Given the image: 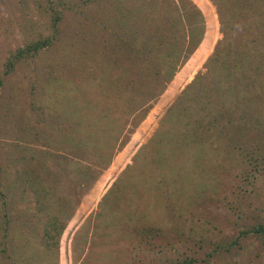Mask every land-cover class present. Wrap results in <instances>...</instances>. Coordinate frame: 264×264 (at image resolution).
<instances>
[{"label":"rangeland","instance_id":"obj_1","mask_svg":"<svg viewBox=\"0 0 264 264\" xmlns=\"http://www.w3.org/2000/svg\"><path fill=\"white\" fill-rule=\"evenodd\" d=\"M24 1L0 0V79L3 77L5 81V85L0 82V168L1 171L4 169L0 176L5 181L4 186L0 185V191L2 188L7 193L0 192V264H84L82 259L88 255H91V259L87 264H162L171 260L169 257L185 258L187 254L202 260L215 247V243L232 239L242 226L264 223V134L259 135L258 131L251 130L249 124L246 125L248 135L243 136V143H247L236 152L226 151V158L215 155L214 164L217 165L209 173H201L192 159H186L188 156L183 157L185 161H179L182 159L181 154L165 152L167 156L173 155L169 158L172 166L180 164L179 172L176 171L170 177L165 175L159 163L164 154L162 146L167 151L168 148L158 135L153 136V130L167 118L164 115L185 88L189 80L187 78L206 61L213 50L215 37L211 36L203 42L173 81L162 80L160 87L167 86L163 94L156 95L159 88H154L151 93L156 94L153 97L147 94V103L141 105H134V101L127 100L124 94V99L116 106L115 102L120 97L118 93L115 96L116 87L123 91L131 89L132 85L127 81L134 79L126 76L127 81L117 82L123 68L120 63L115 66V61L110 62L113 69L110 63H106L107 59L111 61L112 58H107L102 42L97 45L85 35L84 38L74 36L77 23L74 11L70 9L65 10L61 36L55 44L41 52L37 63H25L6 78L5 63L12 52L37 39L39 33L48 32L47 14L41 13L37 1L28 0L27 4ZM195 1L199 4L204 2ZM233 1L234 4L229 5V12L232 17L238 15L232 18L238 27L249 25L243 22V16L246 18L249 14V18L255 17L254 7L260 9V4L264 7V0ZM259 21L261 27L255 26L256 30L245 33L242 40L250 38L247 46L260 56L261 70L257 77L264 82V18L261 16ZM209 25L210 35H213V24ZM30 29L36 33L33 34ZM169 40L171 42L172 35ZM183 42V49L180 46V51L178 49L180 54L185 51L189 38L186 37ZM106 44L108 50L111 43ZM172 45L171 42L169 47ZM58 63L65 66L63 70L57 69L58 84L47 83L43 86L44 94L41 93L40 84L33 90V82L41 72L36 66L45 68ZM72 65H77V68H72ZM85 67L89 68L85 74L88 76L87 81L85 78L76 83L68 81L80 75ZM155 76L167 75L161 76L159 73ZM104 79L105 84L116 87L110 91L109 88L102 90L99 82ZM71 86L77 88L79 97L75 88L73 97H64ZM51 97L53 102L48 101V105L54 111L52 115L34 108L42 106L41 102L46 103L45 99ZM104 102L116 106L117 111L115 123L112 121L114 126H110L107 132L103 128L105 125L101 124L100 128L99 124L102 118L110 122L104 116H107V112L101 111ZM95 104H99L96 105L97 110ZM25 127H31L32 130L24 134ZM104 135L108 137L99 138ZM107 138L112 139L115 150L111 151L112 155L106 151L105 156L111 159L98 168L92 162L97 159L98 152L91 150L98 143L104 144L102 141ZM144 144L145 148L140 149ZM44 151L47 152L55 185L53 193L48 196L46 209L40 211L35 199L25 192L24 185L17 182L14 175L19 168L35 166L34 158L38 162ZM49 152L59 154L50 156ZM252 152H256L258 159L252 157ZM246 154L250 157L245 158ZM133 157H137L136 166H132L136 169L123 181L132 182V187L145 186L149 194L146 199L143 198L142 204L138 202L141 192H137L138 195L134 197L136 199L133 201L140 204L138 210L141 214L139 212L137 215L134 207L123 202L122 208L125 207L127 213L118 215L116 213L119 211L113 207L115 201L119 204L126 197L114 192L115 187L110 186L133 161ZM98 160L101 161L99 155ZM187 162L190 163L189 168L181 170ZM89 165H94V172H88ZM190 168L194 171H190ZM199 173L198 180L190 184L191 179ZM92 176L94 181L90 180ZM175 178L177 188L171 185ZM176 190L179 194L175 193ZM61 197L70 200V211L66 214L68 226L61 239V248L51 250L43 242L41 234L50 216L63 214L64 217L68 211L65 209L62 213L66 207L62 206ZM103 203L109 208L107 212L101 211ZM123 215L128 218L120 222L122 228L117 232L121 235H111L108 239L116 247L115 250L112 245L105 246L104 228L117 223L115 218ZM151 236L154 246L148 251V256L140 252L137 255L138 242ZM244 243L248 247L239 250V253L231 252L215 257L209 263L201 261L195 264H264V238L248 236ZM96 251L101 254V260L94 258ZM153 255L156 260L152 262ZM108 257L113 258V261L105 260Z\"/></svg>","mask_w":264,"mask_h":264},{"label":"trees","instance_id":"obj_2","mask_svg":"<svg viewBox=\"0 0 264 264\" xmlns=\"http://www.w3.org/2000/svg\"><path fill=\"white\" fill-rule=\"evenodd\" d=\"M27 1L28 0H25L24 2L27 4ZM36 1L39 4L41 13L47 14L46 24L48 32L39 33L37 39L32 40L25 46L19 47L16 51L12 52L5 63L4 75L6 78L11 75L17 67L25 63H37V59L41 52L55 44L61 36V23L64 20L65 10L70 9L74 11V18L77 23L74 36H81L84 38L85 35L86 37H90L91 41H94L93 44L96 43L97 45L102 42L104 53L107 52L108 54L107 58H112L111 61L107 59L106 63L115 61V66L120 63L122 66L121 68H123V71H120L122 73H120L119 79H116L117 82L118 80H125L126 76L134 79V81L125 80L128 84L132 85V88L128 89L124 87L126 88L124 91L122 88L116 87L115 85L110 86V84H105V79L102 81L100 80L99 85L102 90L109 88L110 91L112 87H116L115 96L116 93L120 96L118 97L119 101L115 102L116 106L124 99L122 98L124 94L127 95V100L134 101V105L135 103L139 105H141V103H147V94L150 97L156 94L151 93L154 88H159L156 95L163 94L167 86H165V88L160 87L163 84L162 80H164V82L173 81L177 73L187 65L196 50L202 46L203 42L209 40L211 36L215 37L216 42L206 61L187 78L189 80L185 88L171 103L165 113L164 116L167 118L160 121L159 127L153 130V136L155 134L158 135L159 140L168 148L167 151L162 146L163 149L161 150L164 152L162 155L163 159H159V163L162 165L163 171L167 177H170L176 173V171L179 172L180 170L178 169L180 164L177 163L172 166V162L169 159L174 154L182 155V159L179 161H185L183 157L188 156L186 159H192L195 167L199 168L201 173H209L215 170L217 165L214 164L216 162L215 155L220 158H226L224 155L226 151L232 153L233 150L236 152L241 149L243 144L247 143H243V136L248 135L246 125L249 124V128L255 132L258 131L257 133L259 135L264 134V82H261L257 77L261 70V66L259 67L260 56L258 57L257 51L255 53L253 49H250V46H247L250 38L242 40L245 33H252L253 30H256L257 27L255 26H258V28L261 27L259 20L261 16L264 18V7H261V4L259 5L260 9L256 7L253 9L255 11V17L251 18L250 16L249 18V14L246 18L243 16L245 19L243 22L249 23V25L238 27L235 26L233 22V17H238V15H233L232 17L229 12V5L235 2L233 0H204L201 4L195 0ZM234 9L236 10L235 7ZM248 20L251 22H248ZM210 23L213 24V35H210L209 32L211 29ZM77 30L79 32H77ZM29 31L33 34L36 33V31L32 29ZM171 35V42L173 45L169 47ZM186 37L189 38V42L185 47V51L180 54L179 46L183 49V40ZM107 42L111 43L108 50ZM115 56L117 57L113 59ZM67 64L68 63H66V65ZM112 66L113 64L110 63L111 69L114 68ZM64 67L65 66L62 67V63H58L56 66L47 65L45 68L36 66L41 72L38 74V78L34 80L32 89H36L40 84L42 88L41 93L44 94L43 86L47 83H50V85L58 84L57 69L62 68L61 70H63ZM72 68H77V65H72ZM88 69L89 68L85 67L81 70L80 75L76 76L75 74L76 77H71L68 81L76 83L82 78H85L87 81L88 76L86 77L85 74L88 73ZM159 73L161 76H167L156 77L155 75ZM2 79L3 77L0 79V82L5 85V81ZM74 88L73 86L68 89V94L64 97L67 99H69L70 96L73 97V94L75 95V93H72ZM76 89L77 88H75V91L79 97V92ZM120 90L121 92H119ZM60 94L62 93H57V95ZM45 101L46 103L43 101L41 102L43 104L42 106H35L34 108L36 110H42L48 115H52L54 111L49 108L48 101L53 102V97L46 98ZM104 103L101 111L107 112V116H104L108 118L110 122H106L101 114H99V119L101 120L102 118V122L99 124L100 128H102L101 124H104L105 127L103 128L107 132L110 126H114L117 111H115L116 106L107 105L110 104V102ZM96 105L99 104H95V109L97 110ZM130 111L131 109L129 112ZM88 118H90V115ZM112 121L114 123H112ZM30 130H32L31 127H25L24 134L29 133ZM102 137L105 138L108 137V135L100 136L99 138ZM256 137V139H259L258 136ZM151 141L152 140H150V142ZM102 142L104 144L98 143L94 145L91 150V152L94 153H96V151L98 152L96 155L97 159L92 161L94 165H98V168L100 165H105V163L109 162L111 159L109 156H105L106 151L108 150L111 152L115 150L114 146H112V139L107 138V140ZM1 146L2 145H0V147ZM108 146L109 148H107ZM145 146L146 144L140 149L143 150ZM77 150L80 151L79 148ZM216 151L219 153L214 154ZM165 152L173 155L167 156ZM43 153L44 155L39 157L40 159L38 162L36 157L34 158L35 166L31 165L25 168H19L14 175V179L24 185L25 192L35 199L37 208L40 211L46 209L49 200L48 196L53 193V186L55 185L53 182L55 180L52 178L53 173L48 164L47 152L44 151ZM112 153L113 152L110 154L112 155ZM57 154L59 153L49 152L50 156ZM98 155L101 157V161L98 160ZM255 155L256 152H252V157L258 159L259 156ZM245 156V158L250 157L247 154ZM136 158L137 157H133V161L126 166L123 172H121L110 186V188L115 187L114 192L121 193L122 196L126 197L125 200L122 198L119 204L115 201L113 207L119 211V213H116L118 215H121L123 212L127 213L125 207L122 208L123 202L134 207L135 211H133L138 215L140 212L138 210L140 206L138 202L142 204L143 198L146 199L149 194L145 186L137 185L132 187L130 186L132 182L125 183L123 181V179H127V175L135 171L136 168L132 166H136V162H138ZM94 165H89L90 169L88 172L95 171V169L93 170ZM109 166L110 165L107 167ZM189 166L190 163L187 162L181 170L189 168ZM3 170L4 169H2V171ZM2 171L0 168V173H2ZM149 171L150 170H148V172ZM190 171H194V169L191 170L190 168ZM198 175H200V173L196 174L194 178L191 179L190 184L198 180ZM8 178L10 179V177ZM93 178V176L90 177V180L94 181L95 178ZM175 183L176 178L171 185L177 188ZM0 185H5V181L1 176ZM0 192L5 193L2 188ZM137 192H141L139 195L140 200L135 203L134 201L136 198L134 197L138 195ZM175 193L179 194V191L176 190ZM130 195H132L133 198H129ZM175 196L176 194L174 195V200ZM60 199L61 203H63L62 206L66 207L62 209V213H64L65 209H70V200L67 198L64 199V197ZM160 203L162 204V202ZM103 204L101 206V211L107 212L109 208L106 207L105 203ZM126 207L130 209L128 206ZM69 211L70 210L64 213V217L63 214L50 216L43 227L41 234L42 240L48 249L53 250L55 248H61V239L68 226L66 214ZM141 213L142 212H140V214ZM128 216L130 217L131 215ZM127 218L128 217L124 215L119 216L115 218L117 223L108 225L104 228L103 237H106L105 246L112 245V247H114L112 242L110 240L108 241V239H110L111 235H121L117 232L121 227L120 222L125 221ZM156 219L157 222H159L158 217H156ZM5 236H7V234H5ZM248 236L264 238V223L259 222L251 226H242L232 239L225 240L221 243H215V247L207 252L202 260L187 254L185 258L178 256L173 258L169 257L171 260L167 263L162 262V264H195L201 261L209 263L215 257L225 256L227 253L231 252L239 253V250L248 247L244 243ZM97 239H101V237ZM114 241L115 239L113 243ZM153 246L152 236L147 237L145 240L138 242L135 253L138 255L140 252V254L144 253L145 256H148V251ZM114 249L116 250V247H114ZM88 256L89 257H83L82 262L84 264H87L89 259H91V255ZM94 258L101 260L102 256L96 251ZM108 258H105V260L113 261V258ZM155 260L156 257L153 255L151 261L153 262ZM108 264L113 263L108 262ZM229 264L240 263L231 262Z\"/></svg>","mask_w":264,"mask_h":264}]
</instances>
